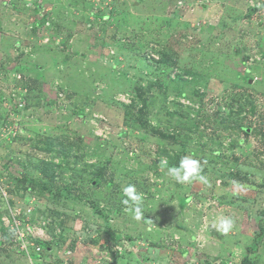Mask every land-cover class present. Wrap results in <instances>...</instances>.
<instances>
[{"label":"rangeland","instance_id":"1","mask_svg":"<svg viewBox=\"0 0 264 264\" xmlns=\"http://www.w3.org/2000/svg\"><path fill=\"white\" fill-rule=\"evenodd\" d=\"M0 264H264V0H0Z\"/></svg>","mask_w":264,"mask_h":264},{"label":"clouds","instance_id":"2","mask_svg":"<svg viewBox=\"0 0 264 264\" xmlns=\"http://www.w3.org/2000/svg\"><path fill=\"white\" fill-rule=\"evenodd\" d=\"M160 165L161 168H164L167 165V160L162 159ZM200 173L201 169L199 161L189 157L182 158L179 166L167 168V174L175 179L178 183L190 182L193 179H197L203 183H207L206 178ZM123 193L127 197V199L123 200L122 202L125 205H128L131 201L132 206L129 211L133 213L135 219H141L143 216L141 208L142 197L136 193L135 187L133 185H129L123 188ZM213 227L222 231L224 234H227L233 227V220L229 217L220 216L213 224Z\"/></svg>","mask_w":264,"mask_h":264},{"label":"trees","instance_id":"3","mask_svg":"<svg viewBox=\"0 0 264 264\" xmlns=\"http://www.w3.org/2000/svg\"><path fill=\"white\" fill-rule=\"evenodd\" d=\"M40 9L41 8L38 5H36V10L40 11ZM76 170L77 169H74L75 173H76ZM77 176H78V178H83L82 177V173H81L80 170H77ZM100 177H101L100 173L93 174V178L90 181L93 182L95 185L99 184ZM48 192H50V191H48ZM59 192H60L61 195H63V198L66 199V200H70V199L73 198L71 196V194L69 193V190L67 188H63ZM44 245H45L46 248L49 247V244H44Z\"/></svg>","mask_w":264,"mask_h":264},{"label":"built area","instance_id":"4","mask_svg":"<svg viewBox=\"0 0 264 264\" xmlns=\"http://www.w3.org/2000/svg\"><path fill=\"white\" fill-rule=\"evenodd\" d=\"M21 105H19V107H20ZM20 219L18 218V221H19ZM21 237H22V235H21ZM39 250H40V248H36V252H39Z\"/></svg>","mask_w":264,"mask_h":264}]
</instances>
